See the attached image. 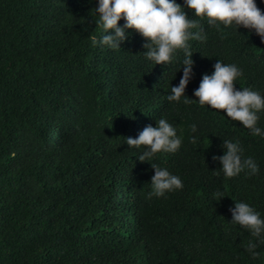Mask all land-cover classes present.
Instances as JSON below:
<instances>
[{"label":"trees","instance_id":"trees-1","mask_svg":"<svg viewBox=\"0 0 264 264\" xmlns=\"http://www.w3.org/2000/svg\"><path fill=\"white\" fill-rule=\"evenodd\" d=\"M0 264H264V0H0Z\"/></svg>","mask_w":264,"mask_h":264}]
</instances>
